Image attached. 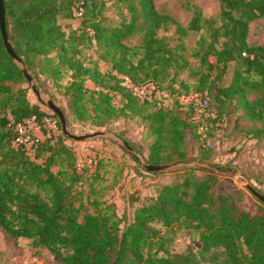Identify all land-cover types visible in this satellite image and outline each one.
Masks as SVG:
<instances>
[{
	"label": "trees",
	"instance_id": "16d2710c",
	"mask_svg": "<svg viewBox=\"0 0 264 264\" xmlns=\"http://www.w3.org/2000/svg\"><path fill=\"white\" fill-rule=\"evenodd\" d=\"M79 1L84 6L80 27L66 31L60 20L74 19L72 10ZM3 3L10 45L34 80L48 93L46 80L65 81L57 85L65 106H58L68 128L70 117L106 130L119 119L139 117L147 123L145 133L152 136L146 157L117 135L146 163L199 161L229 177L234 169L211 161V137L228 133L226 113L236 115L235 122L250 124L249 137L264 140V45L247 43L249 23L264 17V0H218L219 25L186 1L185 7L192 11L186 28L158 12L153 0H127L129 19L122 15L113 27L102 24L99 0ZM166 25L174 27L178 42L158 34ZM137 32H142L141 43L126 44L124 40ZM189 32L200 33L193 53L198 68L192 92L206 94L213 113L203 120L194 118L192 104L177 97L171 107L152 98L139 100L121 78L157 87L170 82L171 93H178L174 77L189 68L183 43ZM91 44L98 49L97 59L82 56V47ZM99 61L106 62L108 69L102 71ZM229 64L233 71L224 84ZM22 81L26 80L0 34V229L5 234L31 239L32 246L46 248L62 264H264V202L246 188L236 194L226 190L221 174L181 168L155 195L129 194V204L137 206L127 217L118 215L115 203L99 192L106 179L104 162L98 159L92 170L78 172L75 153L62 132L40 140L34 158L15 148V127L31 116L41 124L51 114L60 126L55 114L27 99ZM87 81L96 88H88ZM201 125L204 131L198 133ZM188 140L197 143L196 156L187 152ZM62 153L66 154L61 157ZM69 158L72 163L63 164ZM130 158L138 163L137 157ZM54 165L59 166L56 171ZM244 192L255 201L254 212L245 208ZM173 228L185 230L199 248L194 253L170 254L163 239Z\"/></svg>",
	"mask_w": 264,
	"mask_h": 264
},
{
	"label": "rangeland",
	"instance_id": "374dc122",
	"mask_svg": "<svg viewBox=\"0 0 264 264\" xmlns=\"http://www.w3.org/2000/svg\"><path fill=\"white\" fill-rule=\"evenodd\" d=\"M126 1L127 0H99L100 3H103L102 24L109 27L116 26L121 22L123 18L122 15H124L126 19H129ZM186 1L200 7L205 19H211L214 21L215 25H219L218 0H153L158 12L168 14L184 28L187 27L192 17V11L184 5ZM60 23L65 30L68 31L70 27H80L81 21L74 18L71 20H60ZM158 34L169 38L171 43L178 42V35L175 33L172 25L161 27L158 29ZM199 34L200 33L189 32L188 35L183 38L185 46L184 53L189 61V68L179 72L174 77L175 83L173 86L178 93H171L169 87L170 82L165 81L162 86L158 87L155 84L151 85L147 82L142 84V86L145 87V91L151 93L150 98L168 107L173 105L176 97L183 99V103L185 102L187 94L192 91L195 84V71H197L198 62L193 56V53L196 50V41L199 38ZM141 36L142 32H137L128 36L124 41L128 45H139L141 43ZM247 43L250 45H264V17L249 23ZM83 55L92 59H97L98 49L94 44L86 45L82 47V56ZM210 59L214 61L212 57H210ZM98 64L102 71L108 69V64L106 62L99 61ZM232 71L233 64H229L223 75L224 84L230 81ZM41 80H43L42 77ZM36 83L38 85L37 81ZM60 83L64 84L65 81H60ZM45 84L47 85L49 93L38 85L41 91L49 96L51 94L57 105L65 106V101L61 95L59 86H57L61 84L50 80H46ZM21 86L26 89L27 99L31 103L37 104L47 113H51L50 110L39 103L26 81H22ZM86 86L90 89L96 88L91 81H87ZM187 90H189V92H186ZM113 102L116 105L119 103L118 95L114 97ZM226 116L225 133H228H226L225 136L219 134L211 137V145L214 147L211 161L218 165H228L256 189L264 191V140L258 141L256 138L249 137V133H246L250 127L248 122L243 120H237L235 122L236 115H229L226 113ZM69 120L71 123V128H69V130L74 133H86L102 129L97 127L91 128L89 124L77 121L72 117H70ZM146 127L147 123L143 119L133 117L130 119H119L111 123L109 130L126 139L132 147L138 148L146 157L152 143V136L147 131L145 133ZM35 132H37V130H35ZM40 132L44 133L41 130ZM144 134L146 135L143 136ZM38 135L41 136V134ZM68 144L72 147L76 160L83 161L89 158L94 159L93 157H95L96 162L98 159L104 162L103 170H107V173L105 174L106 179L100 183L102 188L99 192L105 199L115 203L118 215L124 213L127 217L132 216V212L137 206V203L133 206L129 204L127 198L129 194L139 195L140 197L155 195L156 189L162 184L173 181L176 174L179 173L181 169L176 168L157 172L155 174L146 172L140 166L139 161L137 163L132 160L126 151L124 152L121 150L114 141L107 138L83 142H72L68 140ZM187 152L193 153V156H196L199 152V147L194 140H188ZM65 154L66 153H62L61 157ZM59 158L60 157H58L57 161L60 162L61 158ZM189 162L202 163L199 161ZM70 163L72 162L69 158L65 159L63 164ZM64 166L67 168L66 165ZM58 168V165L53 166L54 171ZM86 169L89 170L87 167ZM218 174L223 175V187L226 190H230L236 194L239 189L245 188L235 177L227 176L226 172ZM243 201L245 208L252 212L256 210V203L248 193L244 192ZM156 227L160 228L159 225H156ZM163 247L170 254H186L189 252L194 253L199 248V244L196 240L191 238L185 230L173 228V230L165 234ZM0 264H62V262L59 257L50 253L46 248L42 246H32L31 239L12 238L0 229ZM199 264L209 263L202 262Z\"/></svg>",
	"mask_w": 264,
	"mask_h": 264
},
{
	"label": "water",
	"instance_id": "95a60500",
	"mask_svg": "<svg viewBox=\"0 0 264 264\" xmlns=\"http://www.w3.org/2000/svg\"><path fill=\"white\" fill-rule=\"evenodd\" d=\"M0 34L2 38L3 45L7 51L8 56L12 59V61L15 63V65L20 69L22 72L27 85L32 90V92L35 94L37 100L39 103H41L44 107H46L48 110H50L51 113L55 114L60 122V129L63 135H65L69 141L72 142H83V141H90L93 139H99V138H107L112 141H114L119 147H122L125 149L126 153L129 156H135L137 157L140 166L149 172H163L171 169L176 168H192V169H198L202 171L207 172H215V173H225L221 170L216 169L215 167H212L207 164L203 163H197V162H175V163H167V164H158V165H152L149 163H146L144 158L140 153H138L136 150H134L123 138L118 136L116 133L110 130H102L98 129L91 132L86 133H74L69 130L67 125V120L60 109V107L54 102V100L44 92L41 91V89L38 87L36 81L32 77V74L30 70L28 69L26 63L18 57V55L13 51L9 39L8 34L6 31V25H5V9H4V3L3 0H0ZM231 175L235 177L250 193H252L256 198L260 199L262 202H264V195L260 193L254 186H252L250 183H248L241 175L234 171H230Z\"/></svg>",
	"mask_w": 264,
	"mask_h": 264
},
{
	"label": "built area",
	"instance_id": "2783aa9c",
	"mask_svg": "<svg viewBox=\"0 0 264 264\" xmlns=\"http://www.w3.org/2000/svg\"><path fill=\"white\" fill-rule=\"evenodd\" d=\"M72 15L75 19H79L83 13H84V6L83 2L79 1L77 2L72 10ZM122 78V84L128 87L133 95L137 97L139 100L144 99H151L150 98V92L145 91V87L142 85H136L132 83L127 77L121 76ZM149 84L154 85L152 82H149ZM185 102L187 104H192L195 109V119H204V117L207 116H213V113L210 112L209 109V99L206 96V94H201L198 92H189L185 98ZM183 103V99H180ZM16 130V137L12 141V145L15 148H21L24 150L25 154L29 156L30 158H34L38 142L44 138H56L58 135L61 134L60 126L57 123V120L54 116L47 115L43 118L42 123L40 124L36 118V116H31L23 121V123L18 124L15 127ZM37 130V132H35ZM43 131L44 133H41V136L38 135L39 132ZM204 131L203 125L199 126L198 133H202ZM80 161L76 160L75 166L76 170L78 172H82L84 168L92 169L96 163L95 157Z\"/></svg>",
	"mask_w": 264,
	"mask_h": 264
},
{
	"label": "crops",
	"instance_id": "0c3cea01",
	"mask_svg": "<svg viewBox=\"0 0 264 264\" xmlns=\"http://www.w3.org/2000/svg\"><path fill=\"white\" fill-rule=\"evenodd\" d=\"M39 134H41V132H39Z\"/></svg>",
	"mask_w": 264,
	"mask_h": 264
}]
</instances>
